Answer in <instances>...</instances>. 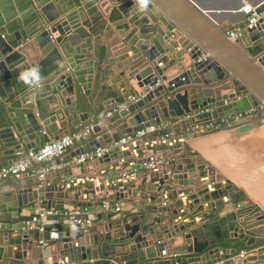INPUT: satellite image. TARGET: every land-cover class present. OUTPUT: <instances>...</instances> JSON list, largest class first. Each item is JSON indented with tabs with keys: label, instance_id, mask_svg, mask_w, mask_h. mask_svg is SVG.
Instances as JSON below:
<instances>
[{
	"label": "water",
	"instance_id": "obj_1",
	"mask_svg": "<svg viewBox=\"0 0 264 264\" xmlns=\"http://www.w3.org/2000/svg\"><path fill=\"white\" fill-rule=\"evenodd\" d=\"M53 1L57 8L52 0H0V157H10L0 162V168L12 163L18 151L37 149L89 125L95 136L73 156L150 125L182 117L178 122H186L182 128H188L264 105V20L231 40L228 32L244 28L246 17L225 26L214 23L191 0H150L145 13L134 9V0H117L115 13L123 24L120 40L90 47L100 16L91 23L86 15L94 8L98 12L100 0ZM263 1L258 11L264 8ZM175 31L185 37L175 41ZM31 40L40 53L27 51ZM204 50L211 56L196 62ZM19 65L21 70L15 69ZM30 67L41 72L38 91L17 81L18 72ZM119 71L127 76L120 87L113 81L101 83ZM95 90L101 92L97 99L91 93ZM106 95L116 102L115 108L128 103L108 124H100L91 118L101 113ZM130 96L135 99L130 101ZM200 110L204 112L199 118H205L194 121ZM188 114L192 116L186 118ZM166 127L143 138L171 132ZM125 149L111 148L100 162L119 157ZM176 153L178 158L160 172L157 167L146 173L138 184L121 178L76 186L7 179L10 190L0 191V224H22L32 217L31 212L21 214L24 207L35 201L48 208L62 206L64 196L83 206L124 201L131 208L120 216L108 214L99 227L60 224L57 233L43 242L37 229L3 230L6 242L0 245V258L10 257L14 264H216L235 253L239 241L245 240L247 246L263 242L264 235H256L264 228V213L253 215L252 205L240 206L243 191L218 176L207 160L197 159L200 153L190 146L163 156ZM179 158L186 160L184 166ZM64 190H75L74 196L62 195ZM166 200L169 204H163ZM8 244L21 246L20 251L7 249ZM13 252L17 254L11 256ZM260 261L264 253L250 255L240 264Z\"/></svg>",
	"mask_w": 264,
	"mask_h": 264
},
{
	"label": "crops",
	"instance_id": "obj_2",
	"mask_svg": "<svg viewBox=\"0 0 264 264\" xmlns=\"http://www.w3.org/2000/svg\"><path fill=\"white\" fill-rule=\"evenodd\" d=\"M196 6H198L203 12L209 14L212 18L213 22L220 25L225 26H233L235 22L241 20L245 17V13L243 7L245 5H257L260 4L261 0H242L245 1L243 6L240 5V0H191ZM56 7V2L52 0ZM117 3V0H100L97 3L98 12L95 8L87 13V19L93 23L94 18L100 16V19L94 23L95 31L93 35H91L92 45L90 47H95L98 45H113V41L115 39L120 40V27L123 24L120 23V18L115 13L114 4ZM136 4L134 6V9ZM136 10V9H135ZM96 11V12H95ZM148 11V9H147ZM145 11V12H147ZM144 12V13H145ZM236 20V21H234ZM131 26V24H130ZM59 30V29H57ZM93 31V30H92ZM175 41H180L183 37V34L175 31ZM60 34V33H59ZM61 35V34H60ZM57 35V36H60ZM61 36H64L63 34ZM66 36V35H65ZM28 47V52L30 54L40 53L41 50L38 47V44L34 41H30ZM118 44V43H116ZM117 46V45H116ZM89 47V48H90ZM39 49V50H38ZM91 52H89L90 54ZM184 58H187L186 54ZM102 60H99L101 63ZM100 65L107 66L106 61H103ZM22 66L19 65L15 69L21 70ZM120 73H116L114 76L109 74L105 81L102 80V84H111L112 81L116 87H120L123 83V79H127V76L122 75ZM95 87H93L92 91H94ZM121 92V91H119ZM224 94L228 93L227 89L223 91ZM96 94V99L101 96V92L95 90V92H91ZM95 96V95H94ZM107 96V95H106ZM102 96L104 99L105 105L102 106L101 113L95 114L91 120L94 122H99L100 124H108L109 119L118 112L119 107H114L116 102L113 98H109ZM88 97H85V99ZM106 98V99H105ZM95 99V101H96ZM107 103V104H106ZM218 104H223L222 102ZM201 111V110H200ZM200 111L194 113L195 120L200 121L203 118H199ZM108 112H113L111 116L107 117ZM103 114L102 116H100ZM100 116V117H99ZM182 120V117H180ZM180 119H175L172 122L165 123L166 128L170 129L171 132L167 134H160L153 137H141L132 141H127L119 144V146L123 145L126 149L123 152H120L119 157H113L108 161L103 160L100 162V159L90 160L85 163H74L73 159L75 156L73 154L81 148V146L86 145L89 140H86L82 145L78 144L76 147L69 149L65 154H63L58 161L62 163H67V166L64 168H58L56 170L49 171L45 178H40L38 174L35 176H24L17 180H25L32 179V181L41 180L43 181V185L48 184H72L76 186L79 182H84L89 180L93 183H97L98 180H113L117 178H121L122 182L129 179L128 181L132 182V184H138L145 177L146 173H151L154 169H147L142 166V163H137L138 161H143L153 155L161 154H169L175 151H184L186 147H192L193 152H199L200 156L197 157L200 160H207L212 166H214L216 170V174L218 176H222L227 181L232 182L237 187H239L243 191L244 200L240 203V206L252 205L254 208L251 210L254 215L257 212L264 213V110L261 113H251L242 118L239 122L234 123L231 127L211 132L207 135H197L196 131L193 130V125L188 128H182L186 125V122L180 121ZM204 121V120H201ZM192 121L189 120V123ZM163 125V126H164ZM91 137L95 136V133H91ZM90 137V138H91ZM123 138V137H122ZM192 140V141H191ZM184 141V142H183ZM190 142V143H188ZM145 146H144V144ZM152 146L148 148V146ZM147 147V148H146ZM24 150H27L26 148ZM77 156V155H76ZM180 155L178 153L174 154V156L168 157L169 160L172 158H178ZM10 157H0V162L4 160H9ZM182 161V165L184 166L186 163L185 159H178ZM127 165H126V164ZM46 162L38 163L33 166V168L38 172L42 166L46 165ZM83 165V166H82ZM81 166L83 168H81ZM162 166L158 167L156 171L160 172ZM83 170V171H82ZM157 172V173H158ZM184 174V173H179ZM186 176L190 177L189 172H186ZM199 176V172L196 173ZM196 175V176H197ZM181 176V175H180ZM137 177V178H135ZM8 179H12L8 178ZM16 178H14L15 180ZM194 179H196L194 177ZM13 180V179H12ZM7 179L0 181V191L10 190L9 186L6 185ZM181 186V185H179ZM179 190V189H177ZM67 190L61 191V194H67ZM98 192V191H97ZM112 192V190H111ZM56 193V192H55ZM54 193V194H55ZM69 196H74L75 190H71L68 192ZM65 194V195H66ZM98 194V193H97ZM86 196V195H85ZM65 204L62 206L56 205L55 208L59 211V215H55L50 218V222L47 227L50 230H45V232H41V239L48 240L51 239V235L57 233V230L60 229V224L67 227V225L71 224L68 217L65 216L64 211L75 206L76 203L74 201H69L70 197L64 196ZM120 204L122 207L118 212H103L100 205L89 206L88 210L90 214L94 215V220L90 226L98 225L101 226V222L104 221V218L111 213H115L116 216L123 215L128 212L131 208V205L124 201H115ZM114 202V203H115ZM169 204V201H163ZM111 203V202H110ZM39 205H43L39 201H35L28 206L24 207L21 211V214H29L32 212L34 207ZM48 208V207H47ZM249 213V212H248ZM17 212L14 211L13 215L16 216ZM58 216V217H56ZM20 227L25 228L24 222L22 224H0V245H4L6 240L5 236L2 233L3 230H11L18 229ZM88 227V226H87ZM257 228H261L258 226ZM13 233V232H12ZM14 234V233H13ZM264 235V228L259 231L257 237ZM15 238L16 236L13 235ZM8 243V242H7ZM237 245L236 251L233 254H236L241 248H247L245 244V240L239 241L236 243ZM257 245V244H254ZM179 246V244L174 243L173 247ZM230 246V245H228ZM21 246L19 245H10L8 244L6 248L12 249V251L19 250ZM51 249H55V245L51 247ZM17 253L13 252L11 256H15ZM230 254L229 256L233 255ZM27 258H30V253L28 252ZM228 256V257H229ZM227 257V258H228ZM10 257H1L0 264H14L9 259ZM226 260V259H225ZM224 261V260H222ZM221 262V261H220ZM220 262L216 264H220ZM256 264H264V261L257 262Z\"/></svg>",
	"mask_w": 264,
	"mask_h": 264
},
{
	"label": "built area",
	"instance_id": "obj_3",
	"mask_svg": "<svg viewBox=\"0 0 264 264\" xmlns=\"http://www.w3.org/2000/svg\"><path fill=\"white\" fill-rule=\"evenodd\" d=\"M264 3V1L262 2ZM257 5H245L243 7L245 17L247 19V24L244 28H234L228 32V37L231 40L239 38L243 30H248L260 26L261 22L264 20V8L258 11ZM211 56V53L204 50L196 59V62H201L206 60ZM134 96H130L129 100H134ZM227 103V101H224ZM128 101L122 103L119 108H126ZM264 110V105L258 107H252L250 109L235 112L233 114H227L220 116L218 118H212L206 121L197 122L193 124V130L196 133L211 132L220 130L223 128L231 127L234 123L239 122L242 118L251 113H261ZM200 112H204L201 110ZM113 112H108L107 117L111 116ZM192 114L186 115V118H190ZM164 124L160 125H150L149 127L138 130L135 133L128 134L127 136L121 138L118 141H112L106 145L97 147L90 151L80 153L74 157V163H85L90 160L97 158H102L111 148L119 146V144L132 141L143 137L147 132H153L155 130H160L165 128ZM93 132V125L84 127L82 130L66 134L61 138L52 139L43 144V146L35 149L29 148L27 150L18 151L16 153V159L0 168V181L8 178L20 179L24 176H35L38 174L40 178H45L46 174L51 170H56L58 168H64L67 163H62L58 159L65 154L69 149L76 147L78 144H83L88 140ZM169 158L166 156H150V160L142 163L147 169H155L159 166L168 163ZM46 162L47 164L42 166L41 169L36 172L33 168L35 164ZM103 212H118L121 210V206L117 202L105 201L101 205ZM89 206H83L76 204L75 206L64 211L65 216L68 217L69 221L75 223L81 227H87L92 224L94 220V215L89 213ZM59 211L55 208H47L45 206L39 205L34 207L31 212V219L24 222L25 228L27 230L37 229L39 232H45L47 225L50 222L51 216L59 215ZM71 218V219H70ZM43 242V239L42 241ZM257 245H251L247 248H241L236 254L229 256L226 260L221 261L220 264H240L242 261L246 260L250 255H257L264 253V241L256 243Z\"/></svg>",
	"mask_w": 264,
	"mask_h": 264
},
{
	"label": "clouds",
	"instance_id": "obj_4",
	"mask_svg": "<svg viewBox=\"0 0 264 264\" xmlns=\"http://www.w3.org/2000/svg\"><path fill=\"white\" fill-rule=\"evenodd\" d=\"M136 10L145 12L148 9L150 0H134ZM17 81L34 90H39L42 86L41 72L38 67H30L24 71L18 72Z\"/></svg>",
	"mask_w": 264,
	"mask_h": 264
}]
</instances>
